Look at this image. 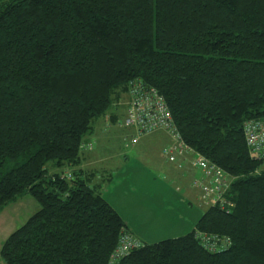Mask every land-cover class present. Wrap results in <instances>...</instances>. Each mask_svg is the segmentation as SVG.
Returning a JSON list of instances; mask_svg holds the SVG:
<instances>
[{
  "label": "trees",
  "instance_id": "trees-1",
  "mask_svg": "<svg viewBox=\"0 0 264 264\" xmlns=\"http://www.w3.org/2000/svg\"><path fill=\"white\" fill-rule=\"evenodd\" d=\"M137 80L228 173L233 206L177 237H136L116 264H264V159L244 131L264 119V0H0V211L38 203L2 247L8 264H111L130 229L83 148ZM206 233L232 243L210 250Z\"/></svg>",
  "mask_w": 264,
  "mask_h": 264
},
{
  "label": "crops",
  "instance_id": "crops-1",
  "mask_svg": "<svg viewBox=\"0 0 264 264\" xmlns=\"http://www.w3.org/2000/svg\"><path fill=\"white\" fill-rule=\"evenodd\" d=\"M128 100H129V94H128V99H126V101H125L126 103H123L124 101L120 102L124 105V107L120 103L117 104V107L113 111V114L117 115L116 117H112L110 114V115L103 117L101 120H99L97 122L95 132H98V133H97L96 138L94 140L92 138H90V139L87 138V140H86V141H91L93 146L92 147L91 146H89V147L84 146V148H83L85 150L83 151V159H82L81 167L84 168L85 170H87L88 172L94 173V175H92L93 176L92 182L94 184L98 185V187L101 190H102V188L104 190V186L102 185L103 184L102 183L103 178L99 173L101 172V170L103 172H105L106 170L110 169L109 162L113 158V153L110 150L114 149V147H112V145L118 143L120 145V148L121 149L123 148V141H122L121 135H119L117 137V136H114L110 133L114 130H119L120 133L124 132V130L122 129V126L119 124V121H120V117L121 116L123 117V115L125 114V111L127 109ZM109 127L111 128V130H109ZM115 127H116V129H114ZM95 132L93 133L94 135H95ZM128 132L132 133L134 131H133V129H130ZM156 133H160V138L157 137L156 139H154V142L159 143L160 147L163 146V150L166 146L170 145L174 141V139L172 138V136L169 134L168 131L161 129V130H157V131H154V132H151L148 134H144L142 137H140L133 144H131L130 142L125 144L126 146H128L127 150L135 151L136 146L141 144L143 141H144V144H146V145L153 144V146H154L156 143L149 140L148 136L149 137L154 136ZM106 134H108L109 136H106ZM96 139H98V142L95 141ZM108 144H110L111 146L110 147L107 146ZM102 148H104V150ZM105 148L107 149V152H106ZM163 150H162L161 155L164 157L165 160L168 159L169 160L168 162H171L172 164H166L163 162L158 164L157 160H151L150 158H149L150 160H148V158L145 157V158H147L145 161L149 166H151L154 170L158 171L159 174H165L167 176L163 182L157 183V181H156V186L153 185V189L167 190V189H169V184H171L172 187H174L175 189H177L179 191L182 199L178 200L177 208L173 209L170 207V210H172V212L168 216L164 215V216L160 217V219H158V217L150 218V220L155 219V221H157V222L158 221H165V223H167L165 228L159 227V231H158L159 234L158 233L156 234V232L153 233V234H155V236L159 237L160 233H162V231H164L166 229L165 234H168L169 236L177 237V236L191 232L196 227V225L199 222L203 213L210 206L202 198L203 192H202L201 188L194 184L195 179L203 178L202 170L195 164V153L191 152V151H189V152H177L176 156H175L176 158L174 160H170L163 153ZM138 152H140V151H138ZM127 153H126V155H127ZM118 154L119 153H117V151H116V153L114 155H118ZM135 154H137V156H139L141 158L143 157L142 153H136V151H135ZM144 156H145V153H144ZM99 164H100V168L98 169L97 166H99ZM143 164L144 165L141 166L142 168H144L142 170V173L139 174L138 176H136L134 178V181L136 178L142 177L145 168H149L146 166L145 163H143ZM198 170H199V172H198ZM147 171H148V169H146L145 172H147ZM106 172H107L106 174H109L108 171H106ZM150 189L151 188H149L148 190H150ZM133 190L137 191L136 188H134ZM122 196L127 197V200L130 199L132 201H136L137 202L136 208L138 209V211H140L142 213L153 215V211L150 209V207H151L150 204H152V206H156V205L158 206V204L156 203L155 200L150 199L151 197H149V195H146V197L144 199H142L141 201L136 200V197L132 192L123 193ZM117 211L120 212L118 209H117ZM121 215H122V213H121ZM29 217H24V218H29ZM146 221H149V219H147ZM129 224H131L130 221L127 222L128 228L130 229V231L133 234H135L134 236L139 238L140 240H143L142 238H146L147 236H149L148 234L151 233L150 230L149 231L146 230L147 234L144 236L145 233L139 231L137 229V226H133L131 224V226H133V227H130ZM13 228L14 227H12L10 229L11 231H8V233H6V232L1 233L0 232V264H6L2 259L1 250H2V247L5 243V241L18 227H16V229H13ZM10 232H12V233H10ZM136 232H139V233H136ZM153 238H155V237H153ZM155 240L158 241L159 239L158 240L155 239ZM143 241H145V240H143ZM145 242H147V241H145Z\"/></svg>",
  "mask_w": 264,
  "mask_h": 264
},
{
  "label": "rangeland",
  "instance_id": "rangeland-1",
  "mask_svg": "<svg viewBox=\"0 0 264 264\" xmlns=\"http://www.w3.org/2000/svg\"><path fill=\"white\" fill-rule=\"evenodd\" d=\"M126 99H128L127 94L124 95V98L122 100L124 101L123 103H126L125 102ZM127 110L128 109H126L123 117L122 116L120 117L121 118L120 120L124 119V117L127 115ZM114 129H116V127ZM122 129L124 130V132L120 133L119 130H114L110 133L117 137L121 135V138L123 141V148L121 149L118 143L112 145L114 149L110 151L113 153V158L109 162L110 169L106 170L109 172V174H106L107 172L106 171L103 172L102 170L99 173L103 178L102 185L104 186V190L102 188V193L122 213L123 217L125 218L126 223L130 221V223L133 226H137V229L139 231L145 233L144 236L147 234L146 230L148 231L150 230L151 233L148 234L149 236H147L146 238H142L143 240L147 242H155L156 241L155 239L161 240L167 237H173V236H169L168 234H165L166 229L162 231V233H160L159 237L155 236V234L153 233L156 232L157 234L159 231V227L165 228L167 223H165V221L157 222L155 221V219L150 220V218L158 217V219H160V217L164 215L168 216L172 212V210H170V207L173 209L177 208L178 200L182 199L179 191L175 189L174 187H172L171 184H169V189L167 190L153 189V185L156 186V181L157 183L163 182L167 176L165 174H159L158 171L154 170L151 166H149L145 160L148 158V160L150 159L157 160L158 164L162 162L166 164H172L171 162H168L169 161L168 159L165 160L164 157L161 155L163 146L160 147L159 143L154 142V139H156L157 137L160 138V133H156L154 136H150V137L148 136L149 140L156 143L154 146L153 144L146 145L144 144V141L138 146H136L135 148L136 153H142L143 155V157L141 158L137 156V154H135V151L127 150L128 146L125 145L128 143L126 136L129 133L128 131L131 128L122 127ZM109 130H111L110 127H109ZM97 133L98 132H95V135L91 134L88 137V139L92 138L94 140L97 136ZM106 136H109V135L106 134ZM95 141L98 142V139H96ZM87 142L88 143H86L85 146L89 147V144H92V143L91 141H87ZM131 144L133 143L131 142ZM107 146L110 147L111 145L108 144ZM102 149L104 150V148ZM84 150L85 149H83V151ZM116 151L117 153H119L118 155H114ZM106 152H107V149H106ZM144 153H145V156H144ZM143 163H145L146 166L149 168H145L142 177L136 178L134 181V178L142 173V170L144 168H142L141 166L144 165ZM97 167L99 169L100 164ZM146 169H148L147 172H145ZM148 187L151 189L148 190L149 189ZM134 188H136L137 191H134L133 190ZM127 192L129 193L132 192L135 195L136 200H139V201L144 199L146 195H149V197H151L150 198L151 200H155L158 206L157 205L152 206V204H150L151 205L150 209L153 211V215L138 211V209L136 208L137 207L136 201H132L130 199L127 200V197L122 196L123 193H127ZM37 206H38V203L31 194L22 196L16 201L11 202L7 206H5L0 211V232L8 233V231H11L10 229L12 227H14L13 229H16V227L21 226L26 221V219H28L24 217H29L30 215H32L38 208ZM147 219H149V221H146ZM131 224H129V226L133 227L131 226ZM136 233H139V232H136ZM1 253H2V250H1ZM3 261L6 264H8L4 259Z\"/></svg>",
  "mask_w": 264,
  "mask_h": 264
},
{
  "label": "built area",
  "instance_id": "built-area-1",
  "mask_svg": "<svg viewBox=\"0 0 264 264\" xmlns=\"http://www.w3.org/2000/svg\"><path fill=\"white\" fill-rule=\"evenodd\" d=\"M127 103V115L120 120L122 127L133 129L129 133L130 143H135L144 134L164 129L169 132L174 141L166 146L163 153L174 160L177 152H189L194 149L185 141L173 113L164 95L155 87L137 80L133 82ZM244 131L250 151L256 157L264 159V119H249L244 124ZM195 164L201 167L209 181L197 179L202 190V198L209 206L219 205L221 209L233 206L227 193L230 186L228 173L215 163L209 161L199 152L195 153ZM203 244L210 250H222L231 245V239L219 234L206 233L201 235ZM139 245V241L131 232H123L119 245L112 254L111 264H116L131 249Z\"/></svg>",
  "mask_w": 264,
  "mask_h": 264
},
{
  "label": "bare ground",
  "instance_id": "bare-ground-1",
  "mask_svg": "<svg viewBox=\"0 0 264 264\" xmlns=\"http://www.w3.org/2000/svg\"><path fill=\"white\" fill-rule=\"evenodd\" d=\"M131 232V231H130Z\"/></svg>",
  "mask_w": 264,
  "mask_h": 264
}]
</instances>
